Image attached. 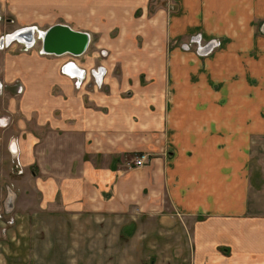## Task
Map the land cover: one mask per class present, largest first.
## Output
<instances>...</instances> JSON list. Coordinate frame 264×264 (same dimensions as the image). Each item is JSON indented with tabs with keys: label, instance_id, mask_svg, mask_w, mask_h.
<instances>
[{
	"label": "crops",
	"instance_id": "1",
	"mask_svg": "<svg viewBox=\"0 0 264 264\" xmlns=\"http://www.w3.org/2000/svg\"><path fill=\"white\" fill-rule=\"evenodd\" d=\"M34 5L38 14L57 7L68 18L50 22L102 45L55 64L37 57V89L19 100L21 133L9 144L37 159L44 203L58 197L76 216H116L153 264H264V206L252 198L250 167L253 138L264 135V0H0L6 56L23 42L6 41L14 29L4 15ZM192 35L220 45L187 49ZM178 36L182 45L169 46ZM97 67L98 80L88 71ZM81 69L77 88L71 75ZM135 153L149 162L130 168Z\"/></svg>",
	"mask_w": 264,
	"mask_h": 264
},
{
	"label": "rangeland",
	"instance_id": "2",
	"mask_svg": "<svg viewBox=\"0 0 264 264\" xmlns=\"http://www.w3.org/2000/svg\"><path fill=\"white\" fill-rule=\"evenodd\" d=\"M148 9L150 13L154 8ZM175 9L177 8H169L173 13L176 12ZM38 10L37 5L14 8L11 14L4 15L3 20L6 22L7 19L14 30L25 26L34 27L36 41L29 48L14 41L8 48L7 56L0 52V264H153L144 255V246L138 249V252H142L141 255L134 250L132 233L122 237L120 230H117L119 219L116 216L94 213H81L76 216L71 211L60 209L62 203L58 197L45 204L36 181L37 159L24 161L16 147L9 144V136L21 133L19 113L22 110L19 100H25V94L34 95L33 91L37 89L33 70L44 63L37 57H45L46 64H55L59 60V55L41 51L40 31L53 25L50 21L63 20L68 16H62L57 7H48L45 14H38ZM70 24L79 29L87 28L85 22ZM111 32L109 37L113 38L115 35ZM139 37H136L138 45L141 43ZM188 38L190 36L185 38L184 44L196 48L197 43H189ZM183 39L175 37L169 42V46H181ZM98 40L100 38L91 35L89 46L102 48V45H96ZM212 40L216 41L214 48L220 45L216 38ZM201 42L205 41L201 38L199 43ZM5 62L13 64L10 68L13 75L7 80L3 75ZM62 63L59 61L60 68ZM23 67H28L33 79L30 81V89L24 86L21 73ZM27 89L30 91L27 92ZM136 154L127 157L131 162L128 165L130 168L137 167L134 160L141 154L147 156L143 165L149 162L148 153ZM250 167L252 198H257L259 204L264 206V135L253 138ZM180 252L181 250L178 256ZM154 264L177 262L160 263L156 260ZM188 264L195 263L189 261Z\"/></svg>",
	"mask_w": 264,
	"mask_h": 264
},
{
	"label": "water",
	"instance_id": "3",
	"mask_svg": "<svg viewBox=\"0 0 264 264\" xmlns=\"http://www.w3.org/2000/svg\"><path fill=\"white\" fill-rule=\"evenodd\" d=\"M14 39L22 38L24 42L33 43L32 38L22 36L15 32ZM41 51L48 54L62 55L65 53L73 56L82 54L90 41L89 34L85 31L74 30L67 24L55 23L47 27L43 34L40 33Z\"/></svg>",
	"mask_w": 264,
	"mask_h": 264
},
{
	"label": "built area",
	"instance_id": "4",
	"mask_svg": "<svg viewBox=\"0 0 264 264\" xmlns=\"http://www.w3.org/2000/svg\"><path fill=\"white\" fill-rule=\"evenodd\" d=\"M18 40V39H17ZM23 44L26 46L25 48H29L28 46H30V44H27L25 42H23ZM99 67H97L96 69H91V74H93L94 76H96L95 74V71H98ZM100 70V69H99ZM65 73H66V70H63ZM81 76L78 77L76 75H71V77L74 79V85L75 87L79 88L82 84V81L84 80V76H85V73H84V70L81 69ZM98 80V79H97ZM101 80V78H100ZM147 160V156L145 154H141L139 156L136 157V159L134 160V165L137 166V167H140L142 166Z\"/></svg>",
	"mask_w": 264,
	"mask_h": 264
},
{
	"label": "bare ground",
	"instance_id": "5",
	"mask_svg": "<svg viewBox=\"0 0 264 264\" xmlns=\"http://www.w3.org/2000/svg\"><path fill=\"white\" fill-rule=\"evenodd\" d=\"M38 31V30H37ZM44 31L45 30H41L40 32H41V34H43L44 33ZM15 32H17V33H20V34H22V36H25V37H27V38H32V42H34V41H36L35 40V35H36V32H35V29H34V27H31V26H25V27H22V28H18V29H16V30H14L13 32H10L8 35H7V37H6V41H11V40H17V39H14L15 38V36L14 35H16L15 34ZM22 41L21 42H24V39H22V38H20ZM89 43H90V41H89ZM30 44V46H32L33 45V43H29ZM22 45V44H21ZM32 48V47H31ZM28 50V49H27ZM88 50V49H87ZM44 53V52H43ZM46 54V53H45ZM69 66V65H68ZM67 66V67H68ZM66 67V68H67ZM78 74V73H77Z\"/></svg>",
	"mask_w": 264,
	"mask_h": 264
},
{
	"label": "flooded vegetation",
	"instance_id": "6",
	"mask_svg": "<svg viewBox=\"0 0 264 264\" xmlns=\"http://www.w3.org/2000/svg\"><path fill=\"white\" fill-rule=\"evenodd\" d=\"M200 37H198V36H194V35H192V36H190V38H189V43L190 42H194V43H197V46H198V44H199V42H200ZM208 43H211V42H206V43H202L203 45L202 46H205V45H207ZM215 42L213 41L211 44H210V46L208 47L209 49L207 50V52H210L214 47H215ZM184 47L185 48H187V49H189V46H188V44H184ZM202 48H204V47H202ZM205 48H207V46L205 47ZM96 69V68H95ZM91 70H89V73L91 74V72H90ZM93 74H91V76H92ZM94 76V75H93ZM85 77V76H84ZM95 78H96V76H94ZM97 79V78H96Z\"/></svg>",
	"mask_w": 264,
	"mask_h": 264
}]
</instances>
